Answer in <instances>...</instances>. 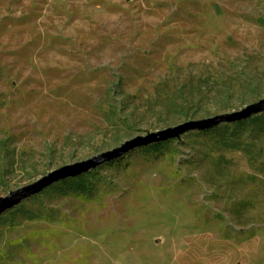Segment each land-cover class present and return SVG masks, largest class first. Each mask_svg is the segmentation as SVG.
<instances>
[{"label":"rangeland","instance_id":"1","mask_svg":"<svg viewBox=\"0 0 264 264\" xmlns=\"http://www.w3.org/2000/svg\"><path fill=\"white\" fill-rule=\"evenodd\" d=\"M263 98L264 0H0L1 196ZM252 120L136 148L23 202L0 217V264H264Z\"/></svg>","mask_w":264,"mask_h":264},{"label":"water","instance_id":"2","mask_svg":"<svg viewBox=\"0 0 264 264\" xmlns=\"http://www.w3.org/2000/svg\"><path fill=\"white\" fill-rule=\"evenodd\" d=\"M261 113H264V98L248 105L241 111L225 113L204 120L189 121L175 127L151 133L145 137L127 141L121 147L102 153L89 160L64 166L29 185L11 191L7 196L0 195V217L53 185L97 170L106 164L123 158L136 148L180 139L184 134L191 131H208L221 124L240 122Z\"/></svg>","mask_w":264,"mask_h":264},{"label":"trees","instance_id":"3","mask_svg":"<svg viewBox=\"0 0 264 264\" xmlns=\"http://www.w3.org/2000/svg\"><path fill=\"white\" fill-rule=\"evenodd\" d=\"M251 119V118H250ZM250 119H247V120H243V121H240V122H236L237 123V126H242V125H245V124H248V122H250ZM252 121H259L261 122L260 124L263 125L264 127V113H261V114H258V115H255L252 117ZM222 125V124H221ZM219 127V126H218ZM217 128V127H216ZM215 129V128H214ZM212 130V129H211ZM211 130H208V131H200V132H209ZM167 144V142H163V143H158V144H152V145H149L146 146L148 148H157V147H160L161 145H165ZM73 179V178H72ZM77 179H80V178H77ZM68 182V181H67ZM67 182H64V183H67Z\"/></svg>","mask_w":264,"mask_h":264}]
</instances>
